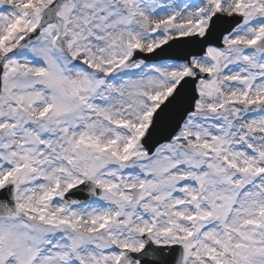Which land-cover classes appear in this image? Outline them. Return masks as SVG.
Returning a JSON list of instances; mask_svg holds the SVG:
<instances>
[{"label":"snow or ice","instance_id":"6c2138e0","mask_svg":"<svg viewBox=\"0 0 264 264\" xmlns=\"http://www.w3.org/2000/svg\"><path fill=\"white\" fill-rule=\"evenodd\" d=\"M0 264H264V0H0Z\"/></svg>","mask_w":264,"mask_h":264}]
</instances>
